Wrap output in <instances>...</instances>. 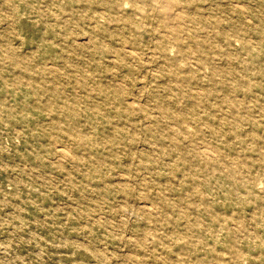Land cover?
I'll return each mask as SVG.
<instances>
[{"label": "rangeland", "instance_id": "obj_1", "mask_svg": "<svg viewBox=\"0 0 264 264\" xmlns=\"http://www.w3.org/2000/svg\"><path fill=\"white\" fill-rule=\"evenodd\" d=\"M0 264H264V0H0Z\"/></svg>", "mask_w": 264, "mask_h": 264}, {"label": "bare ground", "instance_id": "obj_2", "mask_svg": "<svg viewBox=\"0 0 264 264\" xmlns=\"http://www.w3.org/2000/svg\"><path fill=\"white\" fill-rule=\"evenodd\" d=\"M177 10V9H176ZM49 65V64H48ZM205 148V147H204Z\"/></svg>", "mask_w": 264, "mask_h": 264}]
</instances>
